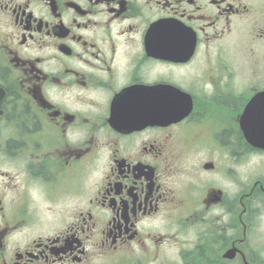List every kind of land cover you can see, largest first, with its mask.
<instances>
[{
    "label": "flooded vegetation",
    "instance_id": "1",
    "mask_svg": "<svg viewBox=\"0 0 264 264\" xmlns=\"http://www.w3.org/2000/svg\"><path fill=\"white\" fill-rule=\"evenodd\" d=\"M261 74L264 0H0V264H264Z\"/></svg>",
    "mask_w": 264,
    "mask_h": 264
},
{
    "label": "rangeland",
    "instance_id": "2",
    "mask_svg": "<svg viewBox=\"0 0 264 264\" xmlns=\"http://www.w3.org/2000/svg\"><path fill=\"white\" fill-rule=\"evenodd\" d=\"M249 43V42H248ZM255 44V43H254ZM241 45V44H240ZM239 45V46H240ZM246 45H247V42H246ZM244 51H246V48L244 49ZM243 51V52H244ZM262 75V77H264V75L263 74H261ZM260 75V76H261ZM253 163H257V160H253ZM254 165V164H253ZM255 167H256V165H254ZM264 172V171H263ZM263 172H261V173H263ZM244 175H245V177H247V173L245 172V170H244ZM244 177V178H245ZM63 214H65V213H63ZM108 262H113V261H111V260H102L101 258H99V259H95V260H93V262H92V264H109Z\"/></svg>",
    "mask_w": 264,
    "mask_h": 264
}]
</instances>
